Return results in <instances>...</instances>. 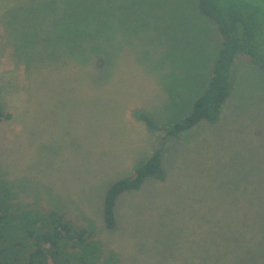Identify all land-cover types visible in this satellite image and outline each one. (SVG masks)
Instances as JSON below:
<instances>
[{
	"label": "rangeland",
	"instance_id": "1",
	"mask_svg": "<svg viewBox=\"0 0 264 264\" xmlns=\"http://www.w3.org/2000/svg\"><path fill=\"white\" fill-rule=\"evenodd\" d=\"M222 42L190 0H0V197L91 233L61 264H264V70L238 54L217 119L168 134ZM155 151L163 178L105 229L106 189Z\"/></svg>",
	"mask_w": 264,
	"mask_h": 264
},
{
	"label": "trees",
	"instance_id": "2",
	"mask_svg": "<svg viewBox=\"0 0 264 264\" xmlns=\"http://www.w3.org/2000/svg\"><path fill=\"white\" fill-rule=\"evenodd\" d=\"M197 8L217 24L223 38L222 47L192 112L168 132L170 135L189 129L202 120L213 122L217 119L221 106L228 98L229 71L238 54L247 55L264 70L263 5L256 0H198ZM10 117L0 102V121ZM141 118L149 127L155 128L150 118L143 115ZM147 178H163L159 151H155L131 176L114 182L106 189L102 210L105 229L110 230L116 225V200L123 193L139 189ZM8 210L0 197V264H48V261L61 264L59 260L66 255H69V260H78L81 245L92 239L88 230L72 227L62 215H57L51 231L38 232L34 226L37 219L32 214L27 212L28 216H13Z\"/></svg>",
	"mask_w": 264,
	"mask_h": 264
},
{
	"label": "crops",
	"instance_id": "3",
	"mask_svg": "<svg viewBox=\"0 0 264 264\" xmlns=\"http://www.w3.org/2000/svg\"><path fill=\"white\" fill-rule=\"evenodd\" d=\"M190 2H191V5H192V7H194V6H196L197 7V2H198V0H190ZM198 9V8H197ZM199 11V10H198ZM200 13V12H199ZM201 14V13H200ZM201 15H203V14H201ZM204 17H206L205 15H203ZM209 19V18H208ZM210 20V19H209ZM212 67V65H210V67L209 68H211ZM243 253V252H242Z\"/></svg>",
	"mask_w": 264,
	"mask_h": 264
}]
</instances>
